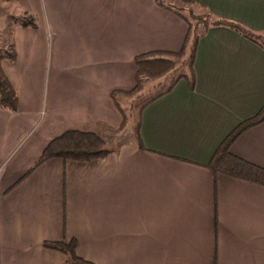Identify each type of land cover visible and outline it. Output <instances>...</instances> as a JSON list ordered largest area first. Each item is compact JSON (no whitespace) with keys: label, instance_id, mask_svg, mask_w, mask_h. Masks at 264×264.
<instances>
[{"label":"crops","instance_id":"1","mask_svg":"<svg viewBox=\"0 0 264 264\" xmlns=\"http://www.w3.org/2000/svg\"><path fill=\"white\" fill-rule=\"evenodd\" d=\"M159 1L11 0L8 16L26 10L38 26L11 29L16 59L2 62L19 104L0 108V264H73L44 246L72 239L95 264H264V184L209 166L264 108V0L187 1L258 40L203 28L194 87L181 79L144 106L142 146L133 135L103 158L29 172L65 131L116 133L112 92L134 89L137 55L182 50L189 20ZM230 152L264 168V121Z\"/></svg>","mask_w":264,"mask_h":264},{"label":"trees","instance_id":"2","mask_svg":"<svg viewBox=\"0 0 264 264\" xmlns=\"http://www.w3.org/2000/svg\"><path fill=\"white\" fill-rule=\"evenodd\" d=\"M187 2L188 0H182ZM159 4L165 6L162 1ZM10 34L11 29L16 26L37 27L38 20L33 13L24 11L19 16H10L9 18ZM213 24L230 25L236 31L243 34L245 37L253 40L258 38L249 31L241 28L239 25H233L227 22L215 21ZM189 33L187 35L184 47L179 52H152L137 55L135 63L137 65L136 85L131 91L116 90L112 92V98L116 100V105L120 109L123 116L122 126L127 121V116L117 102L118 95H132L143 90L144 80H158L160 78H170L169 84L159 94L155 95L148 102L142 105L141 111L148 103L159 98L165 93L172 90L175 84L185 79L188 86L192 89L195 85V76L193 71L197 44L201 37L195 32L189 22ZM16 59L15 43L11 40L9 49L0 50V108L7 109L13 112L18 110L19 97L18 93L11 84L8 76L2 68L4 60L14 61ZM181 65V66H179ZM180 67H187V72H180ZM182 70V68H181ZM179 72V73H178ZM264 121V108L260 113L252 118H249L238 125L221 143L216 150L209 166L215 173H224L244 180L264 184V168L254 165L244 159H241L230 152L233 142L247 129ZM118 128L120 130L122 128ZM116 131V129H115ZM139 129L136 130V139L138 140ZM138 143L142 146L140 140ZM109 141L106 136L93 131L68 130L63 132L58 137L51 140L44 148L40 157L37 159L29 172L43 162L52 158H61L64 161H83L88 162L103 158L112 152V148L108 147ZM44 246L51 249H56L64 252L73 264H95L77 254V242L75 239L70 241H46Z\"/></svg>","mask_w":264,"mask_h":264},{"label":"rangeland","instance_id":"3","mask_svg":"<svg viewBox=\"0 0 264 264\" xmlns=\"http://www.w3.org/2000/svg\"><path fill=\"white\" fill-rule=\"evenodd\" d=\"M164 2L173 3L178 9L183 10L189 22L191 23L192 28L196 29L195 32L197 34H201L203 28L208 27L209 25L213 24V22H215V20L210 15H208L205 10L195 8L192 6V4L187 2L180 0H164ZM15 7L16 6L11 2V0H0V50H5L7 48L9 49L11 34L9 25L10 16L8 15L10 12L16 14L17 11L14 9ZM178 71L187 72L188 68L180 67ZM170 80V78L144 80V87L142 91L136 92L132 95H118L117 101L122 106L123 111L127 116V121L125 125H120V127L122 126L120 130H118L120 127L116 128V133L110 132L109 134L105 135L109 141L108 147L116 146V148H118V146H120L123 142H126L129 138H132L133 135L136 138V130L138 129L139 125L142 105L165 89Z\"/></svg>","mask_w":264,"mask_h":264}]
</instances>
